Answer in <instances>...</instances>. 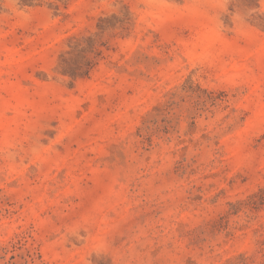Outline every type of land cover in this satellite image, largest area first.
Here are the masks:
<instances>
[{
    "label": "rangeland",
    "instance_id": "rangeland-1",
    "mask_svg": "<svg viewBox=\"0 0 264 264\" xmlns=\"http://www.w3.org/2000/svg\"><path fill=\"white\" fill-rule=\"evenodd\" d=\"M8 7L0 264H264V0Z\"/></svg>",
    "mask_w": 264,
    "mask_h": 264
},
{
    "label": "clouds",
    "instance_id": "clouds-1",
    "mask_svg": "<svg viewBox=\"0 0 264 264\" xmlns=\"http://www.w3.org/2000/svg\"><path fill=\"white\" fill-rule=\"evenodd\" d=\"M16 0H9V7L8 11L10 14L14 16L15 19L19 20L21 23L27 24L31 22V15L28 12H25L23 10H20L15 7ZM201 9L199 8L198 5L193 6V11L197 12L200 11ZM215 31L218 32L219 34H222V25L219 27H215ZM89 221L88 220H82L80 222H77L75 224L71 225H66L64 227L63 233L66 238H75V239H80L81 238V233L86 232L87 230V225ZM93 251L97 254H104L108 250V241L105 238H97L93 242Z\"/></svg>",
    "mask_w": 264,
    "mask_h": 264
}]
</instances>
